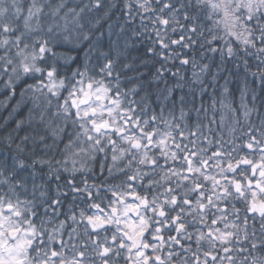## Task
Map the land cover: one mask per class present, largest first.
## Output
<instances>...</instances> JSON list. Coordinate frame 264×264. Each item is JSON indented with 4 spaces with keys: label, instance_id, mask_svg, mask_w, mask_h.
<instances>
[{
    "label": "snow or ice",
    "instance_id": "6c2138e0",
    "mask_svg": "<svg viewBox=\"0 0 264 264\" xmlns=\"http://www.w3.org/2000/svg\"><path fill=\"white\" fill-rule=\"evenodd\" d=\"M0 264H264V0H0Z\"/></svg>",
    "mask_w": 264,
    "mask_h": 264
}]
</instances>
